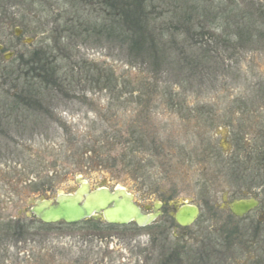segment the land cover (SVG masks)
I'll use <instances>...</instances> for the list:
<instances>
[{"label":"rangeland","instance_id":"rangeland-1","mask_svg":"<svg viewBox=\"0 0 264 264\" xmlns=\"http://www.w3.org/2000/svg\"><path fill=\"white\" fill-rule=\"evenodd\" d=\"M0 46V264H127L135 226L28 216L78 177L200 206L178 239L197 250L212 196L237 188V109L262 107L243 121L264 128V0H0ZM37 52L57 85L25 77Z\"/></svg>","mask_w":264,"mask_h":264},{"label":"flooded vegetation","instance_id":"flooded-vegetation-1","mask_svg":"<svg viewBox=\"0 0 264 264\" xmlns=\"http://www.w3.org/2000/svg\"><path fill=\"white\" fill-rule=\"evenodd\" d=\"M23 31L16 30V36H23ZM33 41L32 38L30 41L25 40V43ZM0 47L2 51L4 47ZM260 93H264V90ZM260 110L262 107L254 109L241 106L237 109V148L232 146L228 136V147H224L228 158L235 160L237 188L222 189L219 192L222 194L221 201L217 203L215 196H212L211 205L219 209L220 213L215 210L216 218L205 221V225L209 223L207 226L210 225L212 229L206 227L198 241L200 245L195 246L197 250H194V245L193 249H189V244L185 243L188 242L186 239L189 242L194 240L193 228L201 216L200 206L188 201H158L142 205L135 202L143 214L153 215L157 210L160 215L146 226L128 224L135 226L141 234H138L137 248L125 251L127 264H237V256L241 255L247 258V264H264V128L259 129L261 123L257 126L256 121H243L246 113L258 116L261 115ZM241 201L255 205L249 212L239 216L231 210V205ZM186 203L196 206L199 216L192 224L181 225L175 217L177 209ZM165 216L169 218L165 219ZM91 221L110 226L101 218ZM169 231L173 234L169 235ZM178 239H183L185 243L178 244Z\"/></svg>","mask_w":264,"mask_h":264},{"label":"water","instance_id":"water-1","mask_svg":"<svg viewBox=\"0 0 264 264\" xmlns=\"http://www.w3.org/2000/svg\"><path fill=\"white\" fill-rule=\"evenodd\" d=\"M77 181L79 188L74 193H59L54 200L42 197L29 201L31 208L28 216H34L46 225H71L101 218L110 225L136 223L139 226H146L160 215L157 210L153 215L143 214L127 188L118 186L114 191L107 187L91 189L81 177H78ZM254 205L246 201L234 202L231 210L241 216L249 212ZM198 216L199 209L186 203L177 209L175 218L181 225H190Z\"/></svg>","mask_w":264,"mask_h":264},{"label":"trees","instance_id":"trees-1","mask_svg":"<svg viewBox=\"0 0 264 264\" xmlns=\"http://www.w3.org/2000/svg\"><path fill=\"white\" fill-rule=\"evenodd\" d=\"M139 44V41L136 40V45ZM38 52L34 54L35 58L33 57L26 65L24 68H28L27 73H25V77L29 78V79H40L44 82L45 86L48 85L50 83V86L53 85H57L58 82V78H53V74L52 73V67L48 66L49 63L47 61H44L42 58H39L38 56ZM23 66V65H22ZM23 69V68H22ZM50 78V79H49ZM60 80V79H59ZM98 82H100V77ZM9 98H12L14 100H16L14 102L15 105H29V99L30 97L24 93H11L9 94ZM31 98H34V96H31ZM37 98V96H36ZM39 99V98H37ZM1 113V110H0ZM0 129L2 128V116L0 115Z\"/></svg>","mask_w":264,"mask_h":264}]
</instances>
